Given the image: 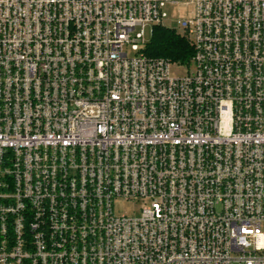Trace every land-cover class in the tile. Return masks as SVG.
Instances as JSON below:
<instances>
[{
    "label": "built area",
    "instance_id": "2783aa9c",
    "mask_svg": "<svg viewBox=\"0 0 264 264\" xmlns=\"http://www.w3.org/2000/svg\"><path fill=\"white\" fill-rule=\"evenodd\" d=\"M0 264H264V0H0Z\"/></svg>",
    "mask_w": 264,
    "mask_h": 264
},
{
    "label": "trees",
    "instance_id": "16d2710c",
    "mask_svg": "<svg viewBox=\"0 0 264 264\" xmlns=\"http://www.w3.org/2000/svg\"><path fill=\"white\" fill-rule=\"evenodd\" d=\"M143 53L151 58L187 64L194 55V48L189 40L175 29L159 25L153 28L152 39L146 44Z\"/></svg>",
    "mask_w": 264,
    "mask_h": 264
},
{
    "label": "rangeland",
    "instance_id": "374dc122",
    "mask_svg": "<svg viewBox=\"0 0 264 264\" xmlns=\"http://www.w3.org/2000/svg\"><path fill=\"white\" fill-rule=\"evenodd\" d=\"M194 9L188 6H177L170 7L167 9L168 18L164 21V26L169 29H175L180 31L178 28V21H186L192 18ZM152 39V29L150 27L146 30L145 40L150 42ZM187 73L185 67L180 69H174L173 75L182 76ZM140 204L137 203H128V202H118L116 205V213L118 215L128 214V215H138L140 211Z\"/></svg>",
    "mask_w": 264,
    "mask_h": 264
}]
</instances>
